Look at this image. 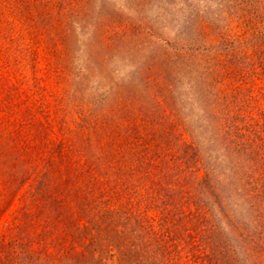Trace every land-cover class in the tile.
Segmentation results:
<instances>
[{"label":"rangeland","instance_id":"rangeland-1","mask_svg":"<svg viewBox=\"0 0 264 264\" xmlns=\"http://www.w3.org/2000/svg\"><path fill=\"white\" fill-rule=\"evenodd\" d=\"M255 194L264 0H0V264H264Z\"/></svg>","mask_w":264,"mask_h":264},{"label":"trees","instance_id":"trees-1","mask_svg":"<svg viewBox=\"0 0 264 264\" xmlns=\"http://www.w3.org/2000/svg\"><path fill=\"white\" fill-rule=\"evenodd\" d=\"M253 192H259L258 189L253 188ZM256 196L254 198H252V201L250 202V205L253 206L254 209L258 210V209H264V196H258L257 194H255Z\"/></svg>","mask_w":264,"mask_h":264}]
</instances>
